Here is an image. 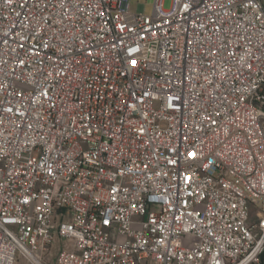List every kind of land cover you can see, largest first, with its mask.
Returning <instances> with one entry per match:
<instances>
[{
  "label": "built area",
  "instance_id": "2783aa9c",
  "mask_svg": "<svg viewBox=\"0 0 264 264\" xmlns=\"http://www.w3.org/2000/svg\"><path fill=\"white\" fill-rule=\"evenodd\" d=\"M18 255L264 264V0H0V264Z\"/></svg>",
  "mask_w": 264,
  "mask_h": 264
},
{
  "label": "rangeland",
  "instance_id": "374dc122",
  "mask_svg": "<svg viewBox=\"0 0 264 264\" xmlns=\"http://www.w3.org/2000/svg\"><path fill=\"white\" fill-rule=\"evenodd\" d=\"M154 0H129V9L131 12H138L140 6H142V12L145 15H149L152 12ZM171 0H163V7L166 9L170 6ZM56 247L71 248L72 241L61 238L56 239ZM57 251L55 248L54 252ZM18 261L16 264H25L24 259L18 255Z\"/></svg>",
  "mask_w": 264,
  "mask_h": 264
}]
</instances>
